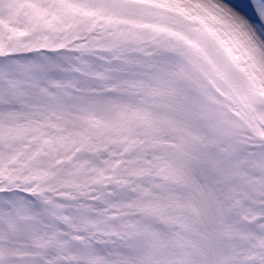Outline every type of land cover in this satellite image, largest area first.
<instances>
[{"label": "snow or ice", "instance_id": "obj_1", "mask_svg": "<svg viewBox=\"0 0 264 264\" xmlns=\"http://www.w3.org/2000/svg\"><path fill=\"white\" fill-rule=\"evenodd\" d=\"M0 264H264V0H0Z\"/></svg>", "mask_w": 264, "mask_h": 264}]
</instances>
